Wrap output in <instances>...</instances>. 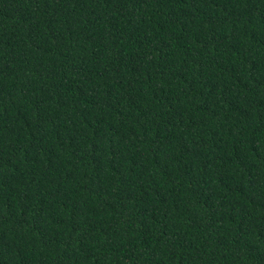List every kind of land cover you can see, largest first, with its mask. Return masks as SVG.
I'll return each mask as SVG.
<instances>
[{
  "label": "trees",
  "instance_id": "1",
  "mask_svg": "<svg viewBox=\"0 0 264 264\" xmlns=\"http://www.w3.org/2000/svg\"><path fill=\"white\" fill-rule=\"evenodd\" d=\"M0 264H264V0H0Z\"/></svg>",
  "mask_w": 264,
  "mask_h": 264
}]
</instances>
